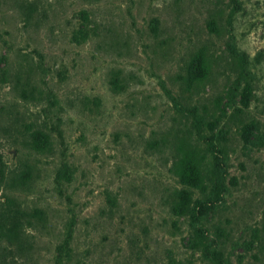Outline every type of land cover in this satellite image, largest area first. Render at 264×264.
Instances as JSON below:
<instances>
[{
    "label": "rangeland",
    "instance_id": "rangeland-1",
    "mask_svg": "<svg viewBox=\"0 0 264 264\" xmlns=\"http://www.w3.org/2000/svg\"><path fill=\"white\" fill-rule=\"evenodd\" d=\"M191 111L215 145L176 214ZM7 197L40 215L0 264H264V0H0V225Z\"/></svg>",
    "mask_w": 264,
    "mask_h": 264
},
{
    "label": "trees",
    "instance_id": "trees-1",
    "mask_svg": "<svg viewBox=\"0 0 264 264\" xmlns=\"http://www.w3.org/2000/svg\"><path fill=\"white\" fill-rule=\"evenodd\" d=\"M239 59L243 65L247 62V57L244 54L239 55ZM188 78L191 81L200 82L204 80L208 74L209 59L205 54H199L192 58L188 67ZM243 69V68H242ZM24 92L23 94H25ZM251 93L248 83L243 88L241 103L244 107L248 106L249 94ZM191 126L196 131V134L200 138L204 139L205 147H201L199 144H187L181 143L178 146L175 159L172 163L171 170L178 177L179 182L183 185V188L177 193V201L172 206V209L176 214L188 213L192 208L189 207V201L192 195V189H199L202 193L206 191V183L202 175L201 166L206 156V151L214 149V140H212L213 134L210 136H204L200 133V124L203 122L202 116H198L194 111H191ZM213 121H208L209 130L213 129ZM247 131V130H246ZM216 142L220 141V136L217 135ZM30 147L35 151H43L49 147V138L46 132L41 130H35L30 135L29 140ZM222 148L220 149V151ZM29 171L26 169H20L19 172L13 177L12 181L23 182L28 178ZM7 207L4 210L5 215L0 225V231L2 236L6 238L8 242L23 243V234L26 228L32 225V220L36 215H40L38 210L29 212L17 204L14 199L6 198ZM194 210L190 212L192 218L199 219L204 216L211 208L210 201H195ZM3 211V212H4ZM209 250L206 246L205 251ZM214 257H218L220 253L212 251Z\"/></svg>",
    "mask_w": 264,
    "mask_h": 264
}]
</instances>
